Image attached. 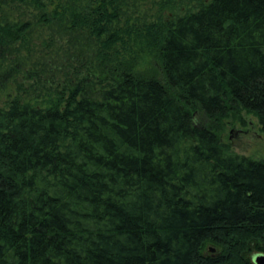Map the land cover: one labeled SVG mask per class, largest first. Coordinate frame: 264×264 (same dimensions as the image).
Wrapping results in <instances>:
<instances>
[{
  "label": "trees",
  "instance_id": "16d2710c",
  "mask_svg": "<svg viewBox=\"0 0 264 264\" xmlns=\"http://www.w3.org/2000/svg\"><path fill=\"white\" fill-rule=\"evenodd\" d=\"M243 113L264 132V0H0V264H256Z\"/></svg>",
  "mask_w": 264,
  "mask_h": 264
},
{
  "label": "rangeland",
  "instance_id": "374dc122",
  "mask_svg": "<svg viewBox=\"0 0 264 264\" xmlns=\"http://www.w3.org/2000/svg\"><path fill=\"white\" fill-rule=\"evenodd\" d=\"M149 64H151L150 69L152 70L150 72L156 73L157 66L154 61L151 60ZM196 112L197 122L208 125L204 115L201 112ZM232 131L238 132V134L231 137ZM219 136L221 142L227 145L231 152L264 161V132L255 116L243 113L242 119L228 121L223 130L219 132ZM209 250L211 253L216 251L213 247Z\"/></svg>",
  "mask_w": 264,
  "mask_h": 264
},
{
  "label": "water",
  "instance_id": "95a60500",
  "mask_svg": "<svg viewBox=\"0 0 264 264\" xmlns=\"http://www.w3.org/2000/svg\"><path fill=\"white\" fill-rule=\"evenodd\" d=\"M237 134H238V132L232 131V133H231V137H232L233 135H237ZM254 262H255L256 264H264V255H256V256L254 257Z\"/></svg>",
  "mask_w": 264,
  "mask_h": 264
}]
</instances>
